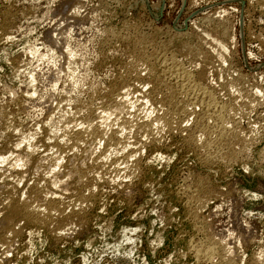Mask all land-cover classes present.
<instances>
[{
    "label": "rangeland",
    "instance_id": "rangeland-1",
    "mask_svg": "<svg viewBox=\"0 0 264 264\" xmlns=\"http://www.w3.org/2000/svg\"><path fill=\"white\" fill-rule=\"evenodd\" d=\"M262 1L0 0V156H11L6 163L8 166L2 170L8 177L0 178L2 264L263 263ZM218 24H223L229 33L225 39V61L208 73L207 80L221 88V83L236 79L235 75L237 78L244 76L242 91L233 87L223 91L217 88L221 100L232 96L237 100L239 105L232 119L239 122L238 127L245 133V140H249L245 146H231L230 149L237 152V161L213 159L207 162L203 152L208 150L215 154L218 148L205 150L201 147L204 140L199 139L200 132L194 126L197 116L190 113L181 115V124L174 125V128L173 125L168 127L167 123V127L163 126L164 122L157 125L155 120L167 109L160 103L162 95L153 100L157 103L151 104L145 94L151 88L147 84L149 71L155 67L154 54L160 51L169 56L175 54L185 68L195 72L198 62L185 56L181 46L188 43L194 48L212 49L211 40L216 38L214 29ZM179 34L188 36L178 39ZM256 91H260L258 95ZM123 97L129 101L127 107L130 108L125 107L121 114L113 107ZM102 115L106 120L100 118ZM123 119H128L130 124H122ZM87 121L95 125L108 122L107 125H111H108L109 129L119 131L121 143L113 142L117 145L112 146V149L115 146L116 154L106 151L111 147L103 143L100 146L94 141H91L90 144H94L91 147L88 141L82 142L77 150L67 144L74 137L73 133L87 126ZM145 124L150 128L144 127ZM22 132L30 134L32 140L21 141ZM54 134H57V139ZM20 142L24 144L21 150L15 147ZM29 142L30 148L38 155L33 158L34 164L32 161L27 168L26 164L15 167L16 156H20ZM225 147L228 148H220L225 154L230 153V146ZM83 149L91 150L89 163L102 155L106 163L99 169L98 180L93 181L95 195H88L86 187H75L70 179L67 181L68 178L65 184L71 187L63 184L67 190L62 185V189L59 186L57 191L53 190L56 195H52L50 188L46 191L52 193L49 191L50 200L58 198L56 202L68 207V213L80 203L75 210L83 214L81 218L86 222H74L78 226L67 227L69 231L65 228L67 232H63L66 234L60 235L63 232L55 231V235V222L43 227L29 225L20 216L16 219L9 217L6 211L9 195L19 194L17 199H25L24 196L47 187L49 178L53 179L52 165L38 169L36 158V161H41L42 155L57 157L65 154L66 157H62L66 163L63 161L61 167L65 166L58 169L63 175V170L65 174L68 170L69 159L81 154ZM197 179L202 183L201 190L196 188ZM12 183L19 186L16 191L8 189ZM38 184L43 186H36ZM82 194L83 203L80 201ZM5 217L11 221H5ZM5 223L10 225L8 229ZM80 224L85 225L81 227ZM12 229L15 232L13 236ZM204 247L216 249L211 261L205 259V251L201 255L196 253V248L205 250ZM259 256L262 259L260 263Z\"/></svg>",
    "mask_w": 264,
    "mask_h": 264
},
{
    "label": "bare ground",
    "instance_id": "bare-ground-1",
    "mask_svg": "<svg viewBox=\"0 0 264 264\" xmlns=\"http://www.w3.org/2000/svg\"><path fill=\"white\" fill-rule=\"evenodd\" d=\"M263 2V3H262ZM262 5L264 6V0L262 1ZM6 16V15H5ZM212 22V20H211ZM209 23V22H208ZM212 24V23H211ZM226 24V23H225ZM216 26V25H215ZM213 30V28H212ZM216 31V38H211L212 40V45H213V48L214 50L210 49V47L208 49H202L201 47L200 48H194L190 45L187 44H183L181 47L182 50L181 52L187 56L188 58L192 60H194L195 62L197 61L198 64L196 65L197 69H195L196 73L193 71V70H188L187 68H185V64H181L180 61H178V59L176 58L175 54L169 56L168 53L166 54V52H159V53H156L153 55L154 57V60H155V67L153 66L151 69H150V73H149V81H148V84L150 88V91L147 92L145 94V96L148 98V101H151V104L152 102H155L153 100H156V99H159L158 97L160 95H162L160 97V103H162L161 105L164 107H166V111L164 110V115L162 116H159L157 117V120H155L157 122V125L161 122H164V124H162L163 126L166 125L167 127V124L168 127L171 125H173V128H174V125H176L177 127V124H181L180 123V116L181 115H184L186 116V114L190 113V114H195L196 116V120L195 121V125L196 128L199 130L198 132H200V135L199 136V139L200 140H204L201 145L202 148H206L205 150H207V148L211 149V147H214L215 146L219 149L220 147L221 148H228V147H225L226 145L227 146H230L229 149L233 146H245L246 145V142L249 140H245V133H242L241 129L238 127V123L234 121V119H232V115L233 113H235V110L238 108V102L236 99H234V97H227L226 99L224 100H221L219 97V91H218V88L216 86H213L211 84L208 83V80H207V76L210 75L208 74L210 71L212 72V70L217 67V66H222L221 64L224 63L225 61V58H224V52L227 50L226 49V44H225V39L228 38V30L226 27L223 26V24H218V26L215 27L214 29ZM214 31V33H215ZM213 32V31H212ZM189 34V33H188ZM187 34H179L177 35V38H184L186 37ZM207 36V34H205ZM174 36V35H173ZM188 36V35H187ZM210 36V35H209ZM176 37V35H175ZM208 37V36H207ZM211 37V36H210ZM209 37V39H210ZM172 40V39H171ZM233 42V41H232ZM164 44V43H163ZM211 45V46H212ZM201 46V45H200ZM180 47V49H181ZM196 47V46H195ZM199 47V46H198ZM203 47V46H202ZM163 49V47H162ZM181 53V54H182ZM170 54V53H169ZM182 54V56H183ZM152 55V54H151ZM186 57V58H187ZM150 58V57H149ZM185 61V60H184ZM189 62V61H188ZM193 63V62H192ZM193 66V65H192ZM195 68V66L193 67ZM220 68V67H219ZM191 69V68H190ZM230 75V74H229ZM212 76V75H211ZM215 78V77H214ZM216 78H218L216 76ZM223 78V77H222ZM235 78L236 79H231L230 81L227 79L228 81H226L225 83L226 84H222L221 83V88H222V91L223 89L225 90H229V88H235L237 89L238 91H242L241 89V86H243V82H244V76H240L237 78L236 75H235ZM122 80V79H121ZM206 80V81H205ZM216 80V79H215ZM218 82V81H217ZM223 82V81H221ZM146 85V86H147ZM218 85V84H217ZM133 87V86H132ZM142 87V86H141ZM129 88V87H127ZM139 88V87H138ZM221 88H219L221 90ZM135 89V88H134ZM124 90V89H123ZM144 90V89H142ZM250 90V89H249ZM121 92V91H120ZM258 91H256L255 94H257ZM260 92V91H259ZM258 92V93H259ZM127 93V92H126ZM143 93V91H142ZM231 93V92H230ZM123 94V92H122ZM125 94V93H124ZM243 94V93H242ZM247 94V92L245 93ZM244 94V95H245ZM252 94V93H251ZM254 94V93H253ZM128 95V94H127ZM248 95V94H247ZM258 95V94H257ZM125 96V95H124ZM144 96V97H145ZM250 95H248L249 97ZM253 96V95H252ZM122 97V96H121ZM247 97V96H246ZM254 97V96H253ZM244 98V97H243ZM126 98L123 97L120 101V103H117V105L113 108H115V111H119V113L122 114L123 111H125V107L126 108H130V107H127L128 106V103L129 101L128 100H125ZM143 99V98H142ZM146 99V98H145ZM250 99V98H249ZM256 99V98H255ZM147 100V99H146ZM248 100V99H247ZM246 100V101H247ZM96 101V100H95ZM158 101V100H157ZM240 101V100H239ZM243 102V101H242ZM254 102V100L252 101V103ZM260 102V100H259ZM157 103V102H155ZM250 103V102H249ZM248 104V103H247ZM251 104V103H250ZM250 104H248L247 106H250ZM134 105V104H133ZM136 105V104H135ZM146 105V103H145ZM154 105V103H153ZM246 105V104H245ZM253 105V104H252ZM258 105V104H256ZM131 106V105H129ZM144 107V106H143ZM246 107V106H245ZM260 107V106H259ZM142 108V107H141ZM145 108V107H144ZM243 108V107H242ZM252 108V107H251ZM257 108V107H256ZM160 109H164V108H160ZM247 109V108H246ZM135 110V109H134ZM141 110V109H140ZM248 110H251L248 108ZM155 111V110H154ZM239 111V110H238ZM247 111V110H246ZM141 112V111H140ZM243 112V111H242ZM241 112V113H242ZM245 112V110H244ZM243 112V113H244ZM118 113V112H116ZM118 113V114H119ZM124 113V112H123ZM108 114V113H106ZM120 114V115H121ZM138 114V113H137ZM189 114V115H190ZM109 115V114H108ZM130 115V114H129ZM3 116V115H2ZM105 115H102L100 118L102 120H106V118H104ZM245 116V114H244ZM184 117V116H183ZM233 117H236L235 114ZM238 117V116H237ZM243 117V116H242ZM67 118V117H66ZM99 118V119H100ZM128 118V117H127ZM155 119V118H154ZM187 119V118H186ZM190 119V118H189ZM194 119V118H193ZM236 119V118H235ZM124 120V119H123ZM136 120V119H135ZM183 120V119H182ZM181 120V121H182ZM108 121H109V118H108ZM137 121V120H136ZM145 121V120H144ZM143 121V122H144ZM150 121V120H148ZM187 121V120H186ZM185 121V122H186ZM92 122V120H91ZM91 122H88L87 121V126H83V129H81L79 132L77 133H73V138H71V142L67 141V144L70 143V146H72V148L74 147V149L76 148V150L78 149V147H81V144H83L82 142H86L88 141V143L90 144L91 141H94L95 143H97L98 145H102L105 144L107 145L110 149L109 150H106L108 151L109 153H115V146L114 148L112 149V146L113 145H117V144H114V143H121V138L120 135H119V131L117 130H113V128L110 130L108 125L111 126L110 124L107 125H104L103 123L99 122L98 124H93ZM104 122V121H102ZM111 122V121H110ZM133 122V121H132ZM147 122V121H146ZM155 122V123H156ZM159 122V123H158ZM188 122V121H187ZM117 123V122H116ZM130 124L128 119L124 120V122L122 124ZM149 123V122H148ZM146 123V124H148ZM153 123V121L151 122V124ZM167 123V124H165ZM251 123V122H250ZM81 124V123H80ZM121 124V126H122ZM127 124V125H128ZM146 124L144 125V127H146ZM189 124V123H188ZM193 124V123H192ZM149 125V124H148ZM184 125V123H183ZM151 126V125H150ZM154 126V125H153ZM152 126V127H153ZM182 126V125H181ZM240 126V125H239ZM255 126V125H254ZM66 127V126H65ZM120 127V126H119ZM123 127L125 128V125H123ZM122 127V128H123ZM128 127V126H127ZM148 128H150L149 126H147ZM146 127V128H147ZM151 127V128H152ZM156 127V126H154ZM159 127H161L159 125ZM170 127V128H171ZM183 127V126H182ZM181 127V129H183ZM187 127V126H186ZM189 127V126H188ZM157 128V127H156ZM162 128V127H161ZM178 128H179V125H178ZM177 128V129H178ZM242 128V127H241ZM248 128V127H247ZM185 129V128H184ZM187 129V128H186ZM192 130V128H190ZM188 129V130H190ZM196 129V130H197ZM124 129H122L123 131ZM147 130V129H146ZM18 131V130H17ZM129 131V130H128ZM150 131V130H149ZM148 131V132H149ZM153 131V130H151ZM169 131V130H168ZM186 131V130H185ZM69 132V131H68ZM111 132V134H110ZM126 133V131H124ZM159 132V131H158ZM163 132V131H162ZM194 132V131H193ZM244 132V131H243ZM251 132V131H250ZM124 133V134H125ZM146 133V132H145ZM23 134V132H22ZM25 134V132H24ZM23 134V135H24ZM27 134V133H26ZM63 134V133H62ZM76 134V135H74ZM123 134V135H124ZM21 135V134H20ZM19 135V136H20ZM22 135V136H23ZM33 136V134H31ZM56 135V136H55ZM64 135V134H63ZM72 135V134H71ZM117 135V137H116ZM122 135V134H121ZM154 135V134H153ZM3 136V135H2ZM55 138L57 137V134H54ZM53 136V137H54ZM66 136V135H65ZM68 136V134H67ZM119 136V137H118ZM125 136V135H124ZM163 136V135H162ZM161 136V137H162ZM17 137V136H16ZM34 137V136H33ZM248 137V136H247ZM252 137V136H250ZM22 140L21 141H25V140H30L31 139V136L30 134L29 135H24L23 138L20 137ZM60 138V136H59ZM69 138V137H68ZM193 138V137H192ZM17 139V138H16ZM57 139V138H56ZM195 139V137H194ZM14 140V139H13ZM20 139H18L19 141ZM32 140V139H31ZM70 140V139H69ZM127 140V139H126ZM199 140V141H200ZM17 141V140H16ZM73 141V142H72ZM155 141V140H154ZM198 141V139H197ZM198 141V142H199ZM26 142V141H25ZM114 142V143H113ZM148 142V141H147ZM60 143V141H59ZM65 143V142H64ZM72 143V145H71ZM107 143V144H106ZM109 143V144H108ZM113 143V144H112ZM249 143V142H248ZM23 143L20 142V144H18L17 148H21V145ZM27 144V143H26ZM57 144V143H56ZM66 144V145H67ZM86 144V143H85ZM24 145V144H23ZM31 143L29 142V146H24L25 148L23 149L22 152H20V156H16L18 159H16V164L14 163L15 167H21L23 166V164H26L25 168H27V164H32V161H33V158L38 156L36 155L35 153V150L33 151L32 148H30L31 146ZM94 145V144H93ZM90 144V147L93 146ZM96 145V144H95ZM122 145V144H121ZM55 146H58V145H55ZM64 146V145H62ZM61 146V148H62ZM97 146V145H96ZM106 146V147H107ZM232 146V147H231ZM98 147V146H97ZM119 147V145H118ZM118 147L116 146V149H118ZM125 147V146H122V148ZM235 147V148H236ZM67 148V147H66ZM89 148V147H88ZM93 148V147H92ZM220 148V149H221ZM234 148V147H233ZM243 148V147H242ZM13 149H16V148H13ZM17 149V150H19ZM56 149V148H55ZM64 149V148H63ZM68 149L71 150V147L68 146ZM91 149V148H90ZM104 149V148H103ZM106 149V148H105ZM120 149V147H119ZM124 149V148H123ZM139 149V148H138ZM201 149V148H200ZM213 149V148H212ZM217 149V152L215 151V154H210V151L205 153V157L207 159V162L208 160L212 161L213 159H221V160H227V161H232L233 159H237V155L235 152V150H231L230 153L227 152L226 154L224 153V149L222 150L223 152H221V150H218ZM228 149V150H229ZM237 149V148H236ZM21 150V149H20ZM37 150V149H36ZM81 150V149H79ZM84 151H82V153L80 154H75L76 153L75 151H73V157L70 160V163L69 165H67V169L65 172L66 174L64 173V170H63V175L61 174L62 172H60L58 169L59 168H62L64 167L65 165H62V162L65 164V158L66 155H62V156H57V157H54L53 155L52 156H44L45 157H42L40 156L41 158V161L38 160L36 161L35 159V162L37 163L36 168L38 169H45L46 167H49L52 165V172H54V176H52V180L49 178V180L47 182L50 181L49 185L47 187H43V188H40L38 191L35 190V192L33 193V195H29V196H24L25 199H17L16 196L18 195V198H19V194H17L16 196L15 195H9V198L10 200L8 199V203L7 204V210L8 211V214H9V217L12 219L15 217V219L17 218V216H20L23 221H25V223L27 222L29 225L30 224H33V225H38V226H47L49 225V223H53L55 222V228L56 230H53L54 232L55 231H60V232H63V231H66L65 228L67 229V227L69 228L70 227H73L72 225H75L74 222H80V223H84L86 222L85 219H82L81 217H84L82 216L83 214L81 212H78L75 210V208H78L79 207V204L75 206V208L73 209V211H71L70 213H68L66 211V208L68 207H64L61 202L58 203L56 202L58 200V198H56L57 200H50V194L52 195H56L53 190L57 189L56 187H59L61 186V189H62V185H66L65 184V180L66 178H68L67 181H69V179L72 181L71 184H73L75 187L77 188H80V187H86L87 190L89 191V194L91 193V196L92 195H95L94 194V184L95 182L93 183V181L95 180H98L97 178L99 177L100 173L99 172V169L103 168L105 166V160H104V157L103 155L102 156H99L97 158H95L94 161H92L91 163H89L91 161V158H88V157H91L89 156L88 153H91L88 149H83ZM100 150V149H99ZM226 150V151H228ZM245 150V149H244ZM10 151V150H9ZM64 151V150H63ZM105 151V153H106ZM121 151V150H120ZM213 151V150H212ZM242 151V150H241ZM14 152V151H13ZM65 152V151H64ZM104 152V151H103ZM136 152V151H135ZM15 153V152H14ZM49 153V152H48ZM119 153V151H118ZM229 153V154H228ZM19 154V153H18ZM63 154V153H62ZM70 155L72 154L71 152L69 153ZM96 154V153H95ZM123 154V153H122ZM135 154V153H133ZM235 154V155H234ZM240 154V153H239ZM263 154V153H262ZM12 155V153H11ZM36 155V156H35ZM113 155V154H112ZM111 155V156H112ZM244 155V154H243ZM6 155L4 154V156H0V178L2 177L3 179L6 178L4 177L5 174H7L5 171V173L2 171L3 168H5V165H7V161L10 159V157H5ZM56 156V154H55ZM94 156V155H93ZM106 156V154H105ZM108 156V155H107ZM110 156V154H109ZM110 156V157H111ZM115 156V155H114ZM119 156V154H118ZM121 156V155H120ZM134 156V155H133ZM201 156V154H200ZM15 157V158H16ZM117 157V156H116ZM125 157V156H123ZM14 158V159H15ZM107 157H105L106 159ZM242 158V157H241ZM68 159V158H67ZM109 159V157H108ZM111 159V158H110ZM118 159V158H117ZM136 159V158H135ZM46 160V161H45ZM93 160V159H92ZM233 160V161H235ZM263 160V159H262ZM43 161L47 162V163H44ZM68 161V160H66ZM237 161V160H236ZM9 162V161H8ZM111 162V161H110ZM214 162V161H213ZM13 163V162H12ZM22 163V164H20ZM123 163V162H122ZM130 163V162H129ZM138 163V162H137ZM229 163V162H228ZM33 164H34V161H33ZM126 164V163H125ZM124 164V165H125ZM1 165H4L1 166ZM13 165V164H12ZM8 166V165H7ZM137 165H134V167H136ZM11 165L9 166V169H10ZM24 167V166H23ZM30 167V166H29ZM120 167V166H119ZM133 167V166H132ZM138 167V166H137ZM136 167V168H137ZM115 168V167H114ZM127 168V167H126ZM125 168V169H126ZM6 169V168H5ZM9 169L7 167V172H9ZM137 170V169H136ZM138 170H139V167H138ZM13 171V170H12ZM15 173H16V170L14 169ZM35 171V170H34ZM18 172V170H17ZM26 172V170H25ZM40 172V171H39ZM44 172V171H43ZM51 172V174H52ZM132 172V171H131ZM19 173V172H18ZM38 174V173H37ZM44 175V174H43ZM7 176V175H5ZM11 176V175H10ZM125 176V175H124ZM8 177V176H7ZM102 178V177H101ZM10 179V178H9ZM200 179V178H199ZM2 180V179H0ZM6 180V179H5ZM8 180V179H7ZM6 180V181H7ZM11 180V179H10ZM16 180V179H15ZM13 181L11 180L12 182L16 183L17 181ZM19 181V179H17ZM46 180V179H45ZM132 180V179H131ZM4 181V180H3ZM10 181V182H11ZM21 182V181H20ZM196 182V181H195ZM8 183V181L6 182ZM46 183V182H45ZM67 183V182H66ZM10 184V183H9ZM13 184V183H12ZM18 184V183H17ZM69 184V182L67 183ZM195 184V183H194ZM11 185V184H10ZM9 185V186H10ZM63 185V186H64ZM72 185V186H73ZM196 188L198 190H201L202 189V183L201 181H199L197 179V182H196ZM18 186V185H17ZM16 185H12L11 187H8L13 189L14 191L15 188H17ZM38 187H42L43 185L42 184H38L36 185ZM67 186V185H66ZM70 186V185H69ZM67 186V187H69ZM206 186V185H205ZM19 187V186H18ZM65 187V186H64ZM71 187V186H70ZM192 187V186H191ZM209 187V186H207ZM37 188V187H36ZM46 188H50V190L46 191L47 189ZM7 189V187H6ZM18 189V188H17ZM35 189V187L33 188ZM60 189V188H59ZM58 189V190H59ZM67 190V188L65 187L64 190ZM85 189V188H84ZM207 189V188H206ZM234 189V188H233ZM12 190V191H13ZM72 190V189H71ZM79 190V189H78ZM211 190V189H210ZM9 191V190H8ZM18 191V190H17ZM49 191H50V194H49ZM57 191V190H56ZM84 191V190H83ZM195 191V190H194ZM203 191V190H202ZM234 191V190H233ZM10 192V191H9ZM196 192V191H195ZM209 192V191H208ZM214 192V191H213ZM17 193V192H16ZM16 193H12V194H16ZM212 193V191H211ZM210 193V194H211ZM9 194V193H8ZM59 194V193H58ZM63 194V193H62ZM214 193H212L213 195ZM25 195V194H24ZM195 195V194H194ZM197 195V194H196ZM20 196H23V195H20ZM80 196V195H79ZM85 196V194H84ZM90 196V197H91ZM208 196V195H207ZM52 197V196H51ZM60 197V196H59ZM87 197V196H86ZM191 197H194L193 195ZM196 197V196H195ZM198 197V196H197ZM69 198V197H68ZM80 198L82 200L81 203H83V194L82 196H80ZM89 198V197H88ZM206 196L203 198L205 199ZM49 199V200H48ZM60 199V198H59ZM202 199V200H203ZM61 200V199H60ZM74 200V199H73ZM92 200V199H91ZM90 200V201H91ZM190 200V199H189ZM195 200V199H194ZM198 200V199H197ZM201 200V201H202ZM7 201V200H5ZM59 201V200H58ZM71 201V200H70ZM79 201V202H80ZM83 201V202H82ZM87 201V200H86ZM193 201V200H192ZM199 201H200V198H199ZM198 201V202H199ZM40 202V203H39ZM76 202V201H75ZM89 202V201H87ZM86 202V203H87ZM37 203V205H35ZM43 203V204H42ZM70 203V202H69ZM78 203V202H77ZM192 203V202H191ZM197 203V202H196ZM72 204V203H71ZM184 204V203H183ZM195 204V203H194ZM9 205V206H8ZM74 205V204H73ZM188 205V204H187ZM70 206V204H69ZM78 206V207H77ZM201 206V205H200ZM71 207V206H70ZM86 207V206H85ZM89 207V206H88ZM191 207V206H190ZM6 208V207H5ZM81 208V207H80ZM196 210H197V207H195ZM68 210V209H67ZM190 210V209H189ZM195 210V209H194ZM193 210V211H194ZM196 210L194 212H196ZM200 210V209H199ZM5 211V212H6ZM82 211V210H81ZM197 213V212H196ZM82 214V215H81ZM86 214V213H85ZM7 215V213H6ZM87 215V214H86ZM85 215V216H86ZM198 215V214H197ZM8 219V217H5V219ZM9 218V219H10ZM19 218V217H18ZM197 218V216H196ZM3 219V218H2ZM5 220V221H8V220ZM11 219L9 221H11ZM87 219V218H86ZM205 219V218H204ZM198 220V219H197ZM209 220V219H208ZM8 221V222H9ZM84 221V222H83ZM200 221V220H199ZM244 223V222H243ZM6 224V223H5ZM11 224V222H10ZM54 224V223H53ZM7 225V224H6ZM52 225V224H51ZM77 225V224H76ZM75 225V226H76ZM85 225V224H83ZM82 225V226H83ZM196 225V224H195ZM8 226L10 225H7L5 228L8 229ZM78 226V225H77ZM81 226V224L79 225ZM81 226V227H82ZM12 227V226H11ZM4 228V229H5ZM38 228V227H37ZM41 228V227H40ZM247 228V227H246ZM5 229V230H6ZM69 231V229H67ZM195 230V229H194ZM10 231V230H9ZM200 231V230H199ZM246 231V230H245ZM67 232V231H66ZM8 233V232H7ZM12 233H15L12 229V232H11V235ZM19 232H17L18 234ZM59 233V232H58ZM65 232L63 233H59L60 235L61 234H64ZM70 233H71V230H70ZM247 233V232H246ZM10 234V233H9ZM58 234V235H59ZM66 234V233H65ZM55 235H56V232H55ZM205 235V234H204ZM10 236V235H9ZM13 236V235H12ZM18 236V235H16ZM14 236V237H16ZM10 238V237H9ZM244 239V238H243ZM3 241V240H2ZM10 241V240H9ZM208 241V240H207ZM1 242V240H0ZM5 242V241H4ZM3 242V243H4ZM213 242V241H212ZM221 244V243H220ZM1 245V244H0ZM215 244H213L212 246H214ZM216 246V245H215ZM194 247V246H193ZM217 248V247H216ZM205 249V247H204ZM228 249V248H227ZM231 249V248H230ZM216 250V249H215ZM214 247H207L205 250H200V248H196V253H200V255L202 254V252H204L203 254L206 256L205 259H209L211 261L213 255H214ZM11 252V251H10ZM231 252V251H229ZM218 254V252H215ZM223 253V252H222ZM7 254V253H6ZM229 255V253H227ZM232 254V252H231ZM230 254V256H231ZM3 255L5 256V253H3ZM218 256V255H217ZM2 257V255H1ZM202 257V256H201ZM260 257V256H259ZM7 258V257H6ZM5 258V259H6ZM197 258V256H196ZM218 258V257H217ZM200 259V257H199ZM202 259V258H201ZM258 259V257H257ZM261 259V257H260ZM2 260V258H1ZM0 260V264H2ZM198 260V258H197ZM257 261V260H256ZM262 261L259 260V263ZM4 262V261H3ZM230 262V261H229ZM212 263V262H211ZM213 264V263H212ZM222 264V263H221ZM230 264V263H229ZM258 264V261L257 263ZM261 264V263H260ZM264 264V260H263V263Z\"/></svg>",
    "mask_w": 264,
    "mask_h": 264
}]
</instances>
